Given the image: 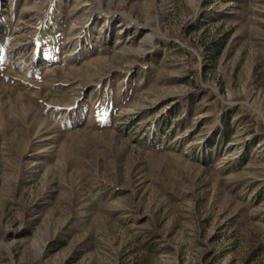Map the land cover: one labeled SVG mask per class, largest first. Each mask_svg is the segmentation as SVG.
Segmentation results:
<instances>
[{"label":"rangeland","instance_id":"obj_1","mask_svg":"<svg viewBox=\"0 0 264 264\" xmlns=\"http://www.w3.org/2000/svg\"><path fill=\"white\" fill-rule=\"evenodd\" d=\"M0 264H264V0H0Z\"/></svg>","mask_w":264,"mask_h":264}]
</instances>
